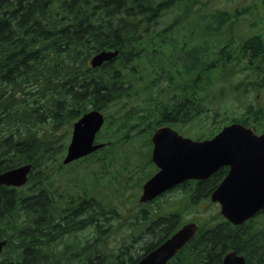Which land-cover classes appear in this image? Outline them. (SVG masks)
Here are the masks:
<instances>
[{
    "label": "rangeland",
    "instance_id": "1",
    "mask_svg": "<svg viewBox=\"0 0 264 264\" xmlns=\"http://www.w3.org/2000/svg\"><path fill=\"white\" fill-rule=\"evenodd\" d=\"M215 13H223L225 21L209 17ZM256 35L264 42V0H180L162 11L146 38L152 47L148 56L118 68L121 95L100 107L105 122L96 142L102 148L64 168L58 161H47L49 170L39 172L36 167L30 181L14 193L15 197H26V206H30L40 202L41 191L44 203L46 197L50 200V221L52 213L53 224L62 219L69 222L67 232L52 234L56 237L42 249L48 259L57 260L65 250L64 264H85L88 257L89 264H130L163 237L160 224L168 222L171 215V222H194L199 229L224 220L217 204L198 197L197 192L191 195L187 187L147 203H139V197L143 183L158 170L151 161V135L165 125L160 120L161 111L179 97L189 98L196 91L202 98L194 120L168 125L183 137L210 139L223 126L246 118L258 134L264 132V90L252 91L246 71L229 80L220 69H214L207 79L203 74L204 80L196 87L192 84L196 70L186 74L184 69L192 59L205 64L208 53V60H214L224 46L236 54L233 49L239 51L243 41ZM190 48L198 51L189 55ZM197 54L200 57L196 58ZM237 83L241 85L235 91ZM93 106L88 100L80 103V115ZM249 107L257 109V123L253 115L245 113ZM73 122L60 131L50 122L38 125L35 131L42 137L53 136L56 145L50 148L62 146L65 153ZM253 222L254 230H264V214ZM28 223L26 216L27 227ZM43 232L40 229L39 233Z\"/></svg>",
    "mask_w": 264,
    "mask_h": 264
},
{
    "label": "trees",
    "instance_id": "2",
    "mask_svg": "<svg viewBox=\"0 0 264 264\" xmlns=\"http://www.w3.org/2000/svg\"><path fill=\"white\" fill-rule=\"evenodd\" d=\"M176 1L180 0H0V172L18 163H30L32 171L36 167L39 170L44 153L53 156L62 153V146L50 148L56 143L53 136L37 138L31 131L46 124L49 118L55 124H62L64 115L68 123L78 118L79 105L84 101H92L98 108L118 98L121 95L118 68L148 56L152 47L146 38L151 36L162 11ZM209 17L225 21L223 13ZM238 47L239 51L233 49L236 54L232 48H220L211 61L208 53L205 64L194 59L185 63L186 74L196 70L193 86L202 83L203 74L207 79L210 72L220 69L229 80L246 71L252 91L264 90L262 38L252 36ZM104 49L119 50L115 59L118 65L114 60L99 71L91 70L88 59ZM197 51L190 48L187 54ZM152 53L155 55L157 51L153 49ZM194 92L164 108L161 122L184 124L194 120L197 108L202 107L201 93ZM251 109L245 113L253 115L257 123V109ZM236 122L249 124L247 118ZM32 171L28 181L33 177ZM221 176L219 172L206 181H191L187 189L191 195L199 190L198 197L207 199ZM13 192L16 190L0 187V240H7L0 264H54L55 260L48 259L42 249L46 250L45 244L54 240L56 236L52 234L61 235V222L45 228V221H41L45 215L40 211L45 212L43 206L38 203L26 206V197L12 196ZM166 223L170 226H165ZM171 223L165 221L160 224L162 229L157 228L164 238L180 226L175 221L174 225ZM40 229L46 234L45 240ZM159 242L161 239L156 244ZM231 250L244 255L246 264H264V231L242 230L221 220L199 229L167 264H222L223 256Z\"/></svg>",
    "mask_w": 264,
    "mask_h": 264
},
{
    "label": "water",
    "instance_id": "3",
    "mask_svg": "<svg viewBox=\"0 0 264 264\" xmlns=\"http://www.w3.org/2000/svg\"><path fill=\"white\" fill-rule=\"evenodd\" d=\"M117 52L102 51L93 56V68L110 60ZM103 116L96 110L84 114L73 125L64 163L99 149L94 145ZM151 160L157 172L143 185L140 203L189 180H204L228 167L223 180L210 194L211 202L220 207V214L232 225L243 224L264 209V133L239 123L223 127L212 139L193 141L180 136L168 126L159 127L151 136ZM29 165L0 174V185H22ZM197 226L183 225L136 264H166L191 238ZM3 242H0V249ZM222 264H245V258L235 250L225 254Z\"/></svg>",
    "mask_w": 264,
    "mask_h": 264
},
{
    "label": "flooded vegetation",
    "instance_id": "4",
    "mask_svg": "<svg viewBox=\"0 0 264 264\" xmlns=\"http://www.w3.org/2000/svg\"><path fill=\"white\" fill-rule=\"evenodd\" d=\"M181 99H183V98H181ZM175 103V102H174ZM165 124V126H168V125H170L171 123H164ZM174 125H183V124H174ZM162 126H164V125H162ZM170 127V126H169ZM152 161V160H151ZM156 173V172H155ZM154 173V174H155ZM153 174V175H154ZM150 178V177H149ZM148 178V179H149ZM147 179V180H148ZM146 180V181H147ZM145 181V182H146ZM200 181H206V180H200ZM221 180H219L218 182H216L214 185H218L219 184V182H220ZM144 182V183H145ZM189 182H191V181H186V182H184L183 184H181V185H177L176 187H174V188H171V189H169V190H167V191H165V192H163L162 194H165V193H167V192H169V191H172V190H174V189H182V188H186L187 186H189ZM195 182H199V180L198 181H195ZM144 183H143V185H144ZM143 185H142V187H143ZM23 187V186H22ZM142 187H141V189H142ZM200 189V188H199ZM197 192V194H199V190L198 191H196ZM40 202H38V201H34L33 203L35 204L36 202L40 205V206H43V208L45 209V212H43L41 209H40V211L42 212V214H44L45 215V217L43 218V220H41V221H45L44 223H45V228L47 227V226H50L49 225V222H50V218H49V214H48V209L46 208V206L44 207V205H45V203H44V199L42 198L41 199V196H42V192L40 191ZM141 194H142V192H141ZM162 194H160V195H158V196H156V197H154L152 200H150V201H147V202H151V201H153L154 199H157L158 197H160ZM14 195V192L12 193V196ZM141 196V195H140ZM32 198V200H36V198H34V197H31ZM140 198V197H139ZM38 199H39V197H38ZM147 202H144V203H147ZM140 203V202H139ZM264 210V209H263ZM262 210V211H263ZM262 211H260L257 215H259ZM256 215V216H257ZM261 215V214H260ZM256 216L255 217H252V218H249L248 220H246L243 224H241V225H238V226H233V227H237V228H241L242 230H249L250 232H251V230H254L255 228H254V219L256 218ZM171 218H174V216L173 215H171V216H169L167 219H168V221H170L171 220ZM47 220V221H46ZM59 222H61V226H62V231H61V233L60 234H64L65 232H67V226H66V224L64 223V219H62L61 221H59ZM59 222H57V223H59ZM67 222V221H66ZM174 221H172V225H174V223H173ZM56 224V223H55ZM185 223H182V224H180V226L177 228V229H179L180 227H182L183 225H184ZM54 224H52L51 226H53ZM168 226H170V225H168ZM176 229V230H177ZM175 230V231H176ZM175 231H173L172 233H174ZM264 231V230H263ZM171 233V234H172ZM41 236H46V234L44 235V233H41ZM163 236H165V235H163ZM170 236V235H169ZM169 236H167V237H169ZM166 237V238H167ZM164 237H162L161 238V242H159L158 244H154L151 248H150V251L151 250H153V249H155L158 245H160L166 238H164ZM3 240H5V239H3ZM6 241V245H7V240H5ZM6 245L4 246V249H5V247H6ZM4 249H3V251H4ZM92 250L93 249H90V253H92ZM2 251V252H3ZM237 252V251H236ZM61 253L64 255V256H61ZM60 253V255H59V257H62L63 259H57V260H55L54 261V264H64V260H65V255H66V251L65 250H63L62 252ZM238 253V252H237ZM2 254V253H1ZM239 255H242V254H240V253H238ZM244 256V255H243ZM244 258H245V264L247 263V258L244 256ZM88 259V261H90V258L88 257L87 258Z\"/></svg>",
    "mask_w": 264,
    "mask_h": 264
},
{
    "label": "bare ground",
    "instance_id": "5",
    "mask_svg": "<svg viewBox=\"0 0 264 264\" xmlns=\"http://www.w3.org/2000/svg\"><path fill=\"white\" fill-rule=\"evenodd\" d=\"M112 95H113V94H112ZM27 165H29V169H28V171H27L26 174H25V180H24L22 186H24L25 183L28 181L29 174H30L31 171H32V166H31V164L28 163ZM22 186H21V187H22ZM40 194H41V193H40ZM37 198H38V197H37ZM36 203H37V202H36ZM56 225H57V224H56ZM0 242H3V243H4V244H2L1 249H0V251H1V253H2V251H3V249H4V246L6 245V241H5V240H0ZM149 252H150V251H149ZM149 252H147V253H149ZM210 252H211V251H210ZM147 253H146V254H147ZM146 254H145V255H146ZM145 255H144V256H145ZM144 256H142V257H144ZM87 260H88V259H87ZM139 260H140V259H139ZM139 260H138V261H139ZM138 261H137V262H138ZM137 262H136V263H137ZM136 263H135V264H136Z\"/></svg>",
    "mask_w": 264,
    "mask_h": 264
}]
</instances>
